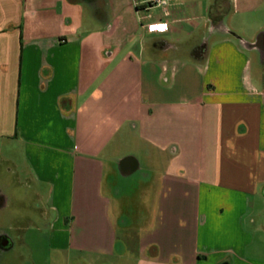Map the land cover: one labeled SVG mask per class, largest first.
Listing matches in <instances>:
<instances>
[{"label": "crops", "instance_id": "1", "mask_svg": "<svg viewBox=\"0 0 264 264\" xmlns=\"http://www.w3.org/2000/svg\"><path fill=\"white\" fill-rule=\"evenodd\" d=\"M153 1L0 0V139L22 143L35 184L17 185L45 206L38 221L50 212L52 250L112 257L133 224L114 178L143 169L114 148L133 134L156 180L143 261L264 264V64L239 44H264V0Z\"/></svg>", "mask_w": 264, "mask_h": 264}, {"label": "rangeland", "instance_id": "2", "mask_svg": "<svg viewBox=\"0 0 264 264\" xmlns=\"http://www.w3.org/2000/svg\"><path fill=\"white\" fill-rule=\"evenodd\" d=\"M138 1V0H136ZM185 5H189L193 1H202L201 5L207 6L208 0H180ZM159 11L155 12L156 14ZM232 13V9H229ZM142 13V14H141ZM139 15H146L140 12ZM235 16V15H234ZM233 16V26L235 22H240L237 17ZM143 23L145 21H142ZM138 26V25H137ZM254 32L246 30L241 34L246 39H253L256 35ZM197 37V35H196ZM243 38V39H244ZM167 41H172L166 37ZM217 40H211L215 43ZM189 39L182 38L181 43L185 45ZM168 84H154L155 91H166ZM197 86L196 81H190L185 88L188 94L195 92ZM176 88V90H178ZM127 142L121 146L115 147L114 151L119 156L133 155L140 163L142 170L135 172L133 175L123 178L118 173L114 178L115 189L122 192L120 199H114V203L122 208L125 216L133 219V224L121 231L122 241L117 244L115 255L112 257H103L88 252L77 251H57L50 248V217L46 213V217L38 221V208H45L43 203L34 201L30 190L19 187L18 181L26 179L27 183L32 187L34 182L29 179L27 163L24 159V148L21 142L10 138L0 139V195L11 198V204L0 208V233L9 236L13 243V247L8 251L0 250V264H147L143 261L139 250V234L145 229L154 201L157 196L154 194V186L156 180H147L145 172V153L143 147L137 139L136 135H128ZM9 170V172H7ZM159 171V168L155 170ZM45 193V188L40 187ZM13 198V199H12ZM15 200V201H14ZM119 203H118V202ZM127 217V218H128ZM18 218L32 219L36 226H32L27 221L23 224L27 231L23 234H15L12 229V221ZM47 218V219H46ZM24 236H23V235ZM23 236V237H22ZM122 254V255H121Z\"/></svg>", "mask_w": 264, "mask_h": 264}, {"label": "flooded vegetation", "instance_id": "3", "mask_svg": "<svg viewBox=\"0 0 264 264\" xmlns=\"http://www.w3.org/2000/svg\"><path fill=\"white\" fill-rule=\"evenodd\" d=\"M218 25V29L221 30V26L219 23L215 24V26ZM247 47H251L253 49H257L259 52V58L260 61L264 64V44L260 41H257L253 43L252 45H247ZM13 247V243L11 242L10 238L4 236H0V250L2 251H8Z\"/></svg>", "mask_w": 264, "mask_h": 264}, {"label": "built area", "instance_id": "4", "mask_svg": "<svg viewBox=\"0 0 264 264\" xmlns=\"http://www.w3.org/2000/svg\"><path fill=\"white\" fill-rule=\"evenodd\" d=\"M152 4L161 7L166 14V7L168 5V0H154ZM146 29L150 33L164 32L167 30V24L166 23L148 24Z\"/></svg>", "mask_w": 264, "mask_h": 264}, {"label": "water", "instance_id": "5", "mask_svg": "<svg viewBox=\"0 0 264 264\" xmlns=\"http://www.w3.org/2000/svg\"><path fill=\"white\" fill-rule=\"evenodd\" d=\"M239 44H240L241 47H246L247 44H249V43H247V42L242 40V41L239 42ZM135 169H136V162L133 161V164H132L130 159H124L120 163V170H121L122 173L129 174L132 171L134 172Z\"/></svg>", "mask_w": 264, "mask_h": 264}, {"label": "trees", "instance_id": "6", "mask_svg": "<svg viewBox=\"0 0 264 264\" xmlns=\"http://www.w3.org/2000/svg\"><path fill=\"white\" fill-rule=\"evenodd\" d=\"M200 49H201V48H199L198 50H195V51H194V53H193V56H194V57H197V54H198V52H199ZM201 59H203V56L201 57Z\"/></svg>", "mask_w": 264, "mask_h": 264}]
</instances>
